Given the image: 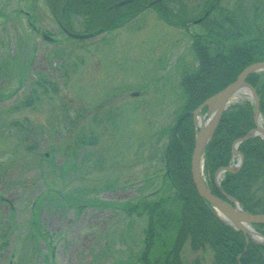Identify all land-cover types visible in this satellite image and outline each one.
Masks as SVG:
<instances>
[{
    "label": "rangeland",
    "instance_id": "1",
    "mask_svg": "<svg viewBox=\"0 0 264 264\" xmlns=\"http://www.w3.org/2000/svg\"><path fill=\"white\" fill-rule=\"evenodd\" d=\"M138 1L104 16L153 0ZM183 1L187 30L148 7L121 27L76 40L59 30L53 0H0V264H143L147 216L125 208L174 194L164 151L181 77L198 63L188 32L203 31L192 22L213 2ZM220 5L249 16L264 0ZM100 18L75 13L70 23L89 32ZM43 79L57 89L35 92ZM181 260L213 264V251L194 252L187 241Z\"/></svg>",
    "mask_w": 264,
    "mask_h": 264
},
{
    "label": "trees",
    "instance_id": "2",
    "mask_svg": "<svg viewBox=\"0 0 264 264\" xmlns=\"http://www.w3.org/2000/svg\"><path fill=\"white\" fill-rule=\"evenodd\" d=\"M118 1L67 0V5L64 4L67 12L85 13L88 19L99 16L102 18L100 26L113 29L143 9L140 7L106 18L105 12L114 10L112 5ZM262 6L252 7L254 11L243 16L237 9L228 10L216 3L200 22L203 31L191 34V45L198 63L193 71L181 77L183 97L178 116L193 111L208 97L235 81L248 65L264 61V22L256 23V19L264 16V11L259 9ZM153 7L158 9L164 21L173 18L177 25H185L187 13L182 0H162ZM246 81L258 95L264 121V72L251 74ZM36 84L35 92L57 89L55 83L46 80ZM253 108L249 101L231 105L223 113L205 147L203 170L210 182V190L216 196L221 197V194L213 183L214 175L231 162L233 143L254 128ZM193 145L194 129L192 118L188 116L180 124L164 156L171 180L166 179L174 194L157 198H153L155 194L152 198L146 196L126 207L129 213L147 216L144 249L139 261L143 264H181V252L188 241L194 252L210 247L213 264H264V246L253 242L246 244V237L219 220L198 196L189 166ZM237 150L243 156V163L235 173L224 174L221 189L237 200L245 212L264 213V140L249 138L241 142ZM255 228L264 230V225Z\"/></svg>",
    "mask_w": 264,
    "mask_h": 264
},
{
    "label": "water",
    "instance_id": "3",
    "mask_svg": "<svg viewBox=\"0 0 264 264\" xmlns=\"http://www.w3.org/2000/svg\"><path fill=\"white\" fill-rule=\"evenodd\" d=\"M133 1L134 0H124V1H121L115 4L114 6L115 7L122 6L127 3H131ZM159 1L161 0H155L154 2H151L149 6ZM69 35L76 39H83L87 37L86 35H78V34H71V33H69ZM44 38L46 40H51V38L47 36H44ZM260 72H264V61L255 62V63L248 65L246 68H244L239 73L235 81H233L232 83H230L225 88L218 91L217 93L213 94L212 96L208 97L195 110L183 113L175 122V125L172 129V132H171V135L168 141V146L171 144L173 138L176 136L181 122L186 117L191 116L193 120V125L195 128V131H194L195 137H194V146L192 149L189 165H190L191 180H192V183L195 187V190L198 196L207 204V206L211 210H214L222 217V218L219 217L222 222L234 227L235 229L240 231L244 236H246L247 237L246 244H248L249 241H252L254 243L264 245V243H260L252 239L248 233L249 226L264 225V214L262 213L251 214V213L244 212L239 206L238 202L234 198L226 195L225 193H221L223 198H220L214 195L207 188L201 176L205 147L207 146L215 130L217 129L218 124L221 120L222 114L224 113V111L226 110L228 106L229 99L233 96L235 91L241 87H246L251 93V100L254 105V110H253L254 128L250 132H248L247 135L236 140L232 145V154L239 157L236 170L239 169V167L241 166L243 162L242 154L237 151L238 145L241 142L249 138L255 137V136H260L261 138L264 139V127H259L256 124L257 118L261 117L260 111H259V99H258L257 93L254 90V88L246 82V79L249 75L254 74V73L257 74ZM204 109H205V113L204 115H201V112ZM197 116H201V117L208 116L209 118H211V121L208 124V126L204 129H199L198 131H196V124H195V120ZM222 171L234 172L235 170H233L230 166L223 168L216 173L215 179H217L218 175ZM167 173H169L168 169H167Z\"/></svg>",
    "mask_w": 264,
    "mask_h": 264
},
{
    "label": "bare ground",
    "instance_id": "4",
    "mask_svg": "<svg viewBox=\"0 0 264 264\" xmlns=\"http://www.w3.org/2000/svg\"><path fill=\"white\" fill-rule=\"evenodd\" d=\"M140 13V12H139ZM138 14V13H137ZM136 14V15H137ZM135 15V16H136ZM134 16V17H135ZM234 95H241V96H246V97H250L251 96V93L250 91L246 88V87H241L239 89H237L235 91V93L233 94ZM211 121V118H204V117H201V116H197L196 120H195V124H196V127L198 129H204L208 126V124L210 123ZM256 124L257 126L259 127H263V120L261 117H258L257 120H256ZM222 218V217H221ZM248 233H249V236L254 239L255 241L257 242H260V243H264V236H261V235H258L256 233H254L252 231L251 228L248 229Z\"/></svg>",
    "mask_w": 264,
    "mask_h": 264
},
{
    "label": "flooded vegetation",
    "instance_id": "5",
    "mask_svg": "<svg viewBox=\"0 0 264 264\" xmlns=\"http://www.w3.org/2000/svg\"><path fill=\"white\" fill-rule=\"evenodd\" d=\"M56 7H57L56 4H54V5L52 6L53 9H56ZM53 13H54V15H55L54 10H53ZM60 13H61V15H62L63 17H66V18H67L68 26H69V27L67 28L66 26H64V25L60 22V19H59V18H56L58 28H59V30H60V31L66 36V37H69V36H68V32H70V33H74V32H75V31L72 29V26H71V23H70V16H71V15H70V14L67 12V10H65L63 7L60 8ZM100 28H104V26H97L95 29H93V30H91V31H89V32L81 31L80 33H83V34L89 35V34H91L92 32H95V31L99 30ZM33 30L36 31L37 28L34 27ZM82 30H83V29H82ZM42 32H43V31H39L40 34H42ZM96 120H97V119H95V121H96Z\"/></svg>",
    "mask_w": 264,
    "mask_h": 264
}]
</instances>
